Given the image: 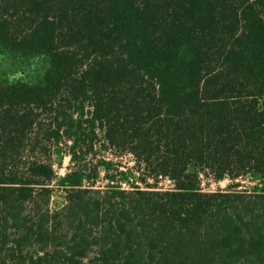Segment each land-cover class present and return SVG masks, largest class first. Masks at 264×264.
I'll return each mask as SVG.
<instances>
[{
  "label": "trees",
  "instance_id": "16d2710c",
  "mask_svg": "<svg viewBox=\"0 0 264 264\" xmlns=\"http://www.w3.org/2000/svg\"><path fill=\"white\" fill-rule=\"evenodd\" d=\"M0 264H264V0H0Z\"/></svg>",
  "mask_w": 264,
  "mask_h": 264
},
{
  "label": "rangeland",
  "instance_id": "374dc122",
  "mask_svg": "<svg viewBox=\"0 0 264 264\" xmlns=\"http://www.w3.org/2000/svg\"><path fill=\"white\" fill-rule=\"evenodd\" d=\"M124 162H127L128 166L133 165V160L130 155H126L123 159ZM55 169L59 172V174H64L70 168V162L68 156H64L63 163L61 167L54 166ZM150 183H154L153 180H149ZM156 185L160 189H168L172 187V183L169 182L166 178H159L158 181H155ZM201 186L204 191H216L225 189L226 185L228 184V180H223L217 182L211 176H201ZM98 185L103 186L104 182L102 180L99 181ZM141 187L145 188L144 184H140ZM65 202L64 192L60 188H56L52 196V206H60Z\"/></svg>",
  "mask_w": 264,
  "mask_h": 264
},
{
  "label": "built area",
  "instance_id": "2783aa9c",
  "mask_svg": "<svg viewBox=\"0 0 264 264\" xmlns=\"http://www.w3.org/2000/svg\"><path fill=\"white\" fill-rule=\"evenodd\" d=\"M169 182H171L167 177H165Z\"/></svg>",
  "mask_w": 264,
  "mask_h": 264
}]
</instances>
